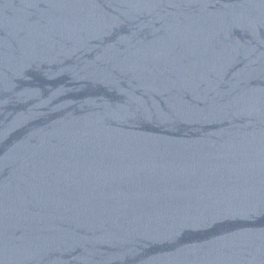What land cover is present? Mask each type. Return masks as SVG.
<instances>
[{"label":"water","instance_id":"water-1","mask_svg":"<svg viewBox=\"0 0 264 264\" xmlns=\"http://www.w3.org/2000/svg\"><path fill=\"white\" fill-rule=\"evenodd\" d=\"M0 264H264V0H0Z\"/></svg>","mask_w":264,"mask_h":264}]
</instances>
